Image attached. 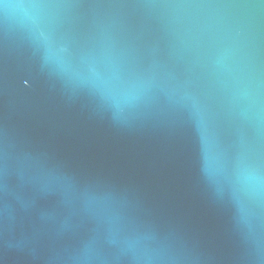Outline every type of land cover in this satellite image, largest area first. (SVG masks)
Here are the masks:
<instances>
[{
  "label": "water",
  "instance_id": "water-1",
  "mask_svg": "<svg viewBox=\"0 0 264 264\" xmlns=\"http://www.w3.org/2000/svg\"><path fill=\"white\" fill-rule=\"evenodd\" d=\"M0 264H264V4L0 0Z\"/></svg>",
  "mask_w": 264,
  "mask_h": 264
},
{
  "label": "snow or ice",
  "instance_id": "snow-or-ice-1",
  "mask_svg": "<svg viewBox=\"0 0 264 264\" xmlns=\"http://www.w3.org/2000/svg\"><path fill=\"white\" fill-rule=\"evenodd\" d=\"M260 3H261V4H264V0H260Z\"/></svg>",
  "mask_w": 264,
  "mask_h": 264
}]
</instances>
